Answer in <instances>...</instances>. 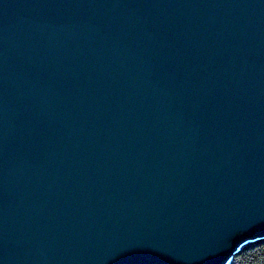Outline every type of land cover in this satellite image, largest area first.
I'll list each match as a JSON object with an SVG mask.
<instances>
[{"label": "water", "instance_id": "1", "mask_svg": "<svg viewBox=\"0 0 264 264\" xmlns=\"http://www.w3.org/2000/svg\"><path fill=\"white\" fill-rule=\"evenodd\" d=\"M263 238L264 0H0V264Z\"/></svg>", "mask_w": 264, "mask_h": 264}, {"label": "trees", "instance_id": "2", "mask_svg": "<svg viewBox=\"0 0 264 264\" xmlns=\"http://www.w3.org/2000/svg\"><path fill=\"white\" fill-rule=\"evenodd\" d=\"M228 264H264V238L243 244Z\"/></svg>", "mask_w": 264, "mask_h": 264}]
</instances>
